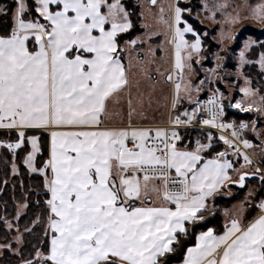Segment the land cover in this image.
Returning <instances> with one entry per match:
<instances>
[{"label":"snow or ice","instance_id":"1","mask_svg":"<svg viewBox=\"0 0 264 264\" xmlns=\"http://www.w3.org/2000/svg\"><path fill=\"white\" fill-rule=\"evenodd\" d=\"M14 2L11 32L0 35V129L16 132L8 149L31 144L24 162L46 176L51 239L48 253L37 257L43 264H166L179 235L187 233L185 223L202 219L206 198L230 179L232 163H201L199 152L209 145L181 150L175 130L102 127L108 103L130 83L119 38L132 23L121 0ZM30 9L38 15L27 19ZM255 11L264 19V5ZM181 12L175 8V68L182 72L181 49L199 52L201 40L196 35L189 44L184 38L193 28L179 27ZM175 87L178 93L181 85ZM128 104L131 118L135 108L131 99ZM184 115L188 120L177 116L173 123L190 122ZM203 123L216 126L215 114ZM30 129L49 131L50 158L43 168L35 166L40 138L28 136ZM246 175L239 177L241 186ZM153 195L173 207L154 206ZM183 264H264V214L246 225L232 219L220 235L201 233Z\"/></svg>","mask_w":264,"mask_h":264},{"label":"rangeland","instance_id":"2","mask_svg":"<svg viewBox=\"0 0 264 264\" xmlns=\"http://www.w3.org/2000/svg\"><path fill=\"white\" fill-rule=\"evenodd\" d=\"M10 1L14 2V0ZM121 3L128 11L131 23L132 18L128 5L133 4L137 7L141 30L131 39L119 42L120 48L124 50L121 55L128 68L130 83L128 88L108 103L102 127L164 128L168 130L167 126L172 124L177 116L181 121L188 120V117L184 115L188 113L192 119L180 125H190V127L180 129L181 139L177 141V145L193 150L197 142L207 143L210 149L220 147L215 154L218 155L227 150L221 137L218 134L191 127L197 122L196 113L200 103L209 96L218 94L223 100L225 113L234 111L241 115L248 114L247 118L242 119L230 115V119L240 124L241 122L247 124V138L250 144L246 147L248 153H244L242 159H239L238 163L229 169L232 172L228 181L237 180L232 182V191L235 190L233 196L235 201L250 198V200L254 199L251 201H258L259 204L261 202L259 200L264 199V51H259L261 48L264 49V19H261L255 10L257 6L264 5V0H156L155 4H152L151 0H121ZM176 7L182 10L179 27L183 29L190 25L193 28V32L185 33L184 38L189 44L195 40L196 35H199L201 40L199 52H194L190 47L181 49L184 65L182 72L175 68ZM0 8L6 12L5 1L0 2ZM15 8L14 2L12 21ZM34 17L36 16L30 12L26 18ZM132 40H136L137 44H130ZM30 46L35 47L34 44ZM241 52H244L243 58L240 56ZM169 75L172 77L171 80L167 79ZM177 83L181 85L178 93L175 87ZM242 89H247V93ZM129 99L132 101V107L135 108L131 118L128 115ZM236 104H240V107L237 108ZM129 119H131V124H129ZM0 133H2L0 134V179L3 184H13L16 188V177L28 176L39 188L42 178L44 188L48 191L45 187V174L32 172L24 162L28 153L32 151L31 144L26 142L19 149H8L6 145L14 143L17 139L16 132L0 129ZM27 135L40 138L41 151L36 155L35 166L43 168L44 162L50 158L49 131L32 130L27 131ZM44 140L48 141V154L40 165ZM245 156L251 160V163L245 161ZM243 172L257 174L255 179H246V184H251L249 187L246 185L241 187L237 184ZM172 174L175 176L174 172ZM35 175L40 177L36 181L33 180ZM49 177H51L50 171L47 173V178ZM20 183L21 188L24 189L23 179ZM260 184L262 185L258 186ZM225 189L228 188H222V191L225 192ZM48 194L50 199V193ZM40 197L42 196L38 194L35 196L37 204H39ZM224 198H221L223 202L214 199L212 209L207 207L208 211L204 214L207 218L190 221L193 224L191 230H195L197 224L207 222L216 224L214 219L217 215L221 217L223 225L222 212L231 206L229 200ZM18 200L13 219L6 216L0 219L3 230L10 233L9 241L5 239L0 242V264H8L6 259L8 251L20 255L19 252L26 241L25 235L34 232L36 228L43 233L39 252L44 253L46 248L48 250L50 248L49 210L47 214L43 215L41 210L35 216L30 217L28 193L22 190ZM251 201L248 202L247 212L255 214L258 211L257 207L260 206L256 203L255 207ZM47 242H49V247ZM26 261L43 264L37 255L34 259L21 260L18 264H25Z\"/></svg>","mask_w":264,"mask_h":264},{"label":"trees","instance_id":"3","mask_svg":"<svg viewBox=\"0 0 264 264\" xmlns=\"http://www.w3.org/2000/svg\"><path fill=\"white\" fill-rule=\"evenodd\" d=\"M6 3V12L4 14L1 15L0 17V34L1 35H7L11 32V29L13 27V21L11 18V14H12V10L14 7V2L10 1V0H0V2H4ZM31 2V0H30ZM128 10L130 11L131 14V18H132V28L126 32L120 35L119 38V42H123L125 39H131L132 37H134L138 31L141 30L138 20H139V14H138V10L137 7L132 4L128 5ZM30 12L33 13V16H37L38 14H36L34 11H32L30 9ZM258 50V49H257ZM259 51H264L263 48H261V50ZM230 115H234L239 119L242 118H247V115H241V114H237L236 112H229L226 113L227 118L230 119ZM2 134V133H0ZM48 141L44 140L42 142L43 146V152L42 155L40 157V165L42 164L41 161H43V158L47 157L48 154ZM220 147H214L211 148L210 151L208 153H206L207 155H212L213 153H217V151L219 150ZM1 171V170H0ZM9 172V171H8ZM9 176V174H8ZM40 177H38V175L34 176V179L36 181V179H38ZM23 179L25 184L24 189L21 188L20 186V181ZM16 183L17 187L14 188L13 184H3L2 179H0V219L3 216H6L9 219H13L14 217V209L16 208L15 206H17V200L20 198V195L22 193V190L26 191L28 193V211L30 210V217H33L36 215V213L38 211L43 212L44 214H47L48 212V207L46 204V201L49 199V192L47 190H45L44 188V181L41 178V184H39V188L36 184L32 183L31 179L28 176H20V177H16ZM41 195L42 197H40L39 200V204H37L36 202V195ZM221 198H224L221 196ZM220 197H218L217 199L222 200ZM225 199V198H224ZM256 199V198H255ZM225 200H229V202L232 204L236 199L232 198V199H225ZM254 200V199H252ZM19 201V200H18ZM216 201V200H215ZM224 200H222L223 202ZM256 201V200H255ZM229 206V205H227ZM40 207V209L38 208ZM216 220V224H214L213 222H207L204 224H197V226L195 227V230H191V226L193 225L191 222L188 223L187 225V233L186 234H180L179 235V243H177L175 245L176 251L174 253L169 254L168 256L165 257V261L166 264H176L179 263L183 260L186 248L188 246H190L191 244H193L195 242L196 239V233L205 230L206 228L209 227H214L216 230L220 231L223 228L222 225V219L221 217H219L218 215L215 217L214 221ZM3 224L0 222V242H2L3 240H10V233H7L5 230H3ZM26 236V241L24 243L23 248H21V252L20 255L17 254H12V252L8 251L6 252V259H7V263L8 264H18L21 260H31L34 259L35 256L37 255V252H39L41 250V242H42V236L43 233L40 229L36 228L34 232H29L28 234L25 235ZM47 246L49 247V242H47ZM48 248H46L45 251H43L44 253H48Z\"/></svg>","mask_w":264,"mask_h":264},{"label":"built area","instance_id":"4","mask_svg":"<svg viewBox=\"0 0 264 264\" xmlns=\"http://www.w3.org/2000/svg\"><path fill=\"white\" fill-rule=\"evenodd\" d=\"M213 99L215 100V103H209V101ZM214 114L216 126L203 123L204 120L213 119ZM196 115L197 122L191 125V127L206 130L211 132L212 134H218L220 137H224L231 142V144H228L225 143L224 139H222V143L227 148V150L224 151V153H226V156L224 158L230 161L232 163V166L234 167L235 164L238 163L237 161L239 159H242L244 153H248V150L243 143V141L245 140L248 141L247 127H241V124L246 123L241 122L240 124L237 121L228 119L226 117L223 100L218 94L209 96L208 98L204 99L203 102L200 103ZM221 125H231V127H221ZM188 127H190V125H180L175 123L169 124V126H167L169 131L175 130L178 133L180 129ZM234 132L236 133V135H233Z\"/></svg>","mask_w":264,"mask_h":264},{"label":"crops","instance_id":"5","mask_svg":"<svg viewBox=\"0 0 264 264\" xmlns=\"http://www.w3.org/2000/svg\"><path fill=\"white\" fill-rule=\"evenodd\" d=\"M32 130H44V129H30V130H27V131H32ZM199 145H207V143H202L201 142V143H199ZM177 146L181 150L195 151L197 149V147H198V144L195 146V149H193V150L192 149H187L183 145H177ZM209 149H210V146L207 147V148H203V149L200 150L199 155L203 158V160L201 161V163L206 162L207 160H212V159H222V160L224 159V157H218L217 155H215L216 153H214L213 155H207L206 152H208ZM231 172L232 171L228 170V176L229 177L231 176ZM50 178L51 177H49V179ZM251 179H255V177L254 178H251ZM228 180H225L222 184H220L217 187V189L212 193V195H210V196H208L206 198V201H205L206 206H205L204 209L201 210V213L198 214V217L202 215L203 219L204 218H207L204 214L208 211V208L207 207H210L211 208V206L214 205V199L216 200L218 197H221V196L222 197H226L228 199L234 198L233 194L235 193V190L233 192L231 186L237 180H234V181L232 180L231 182H229ZM230 183H232V184H230ZM247 183H248V181H247ZM227 184H230V186H227ZM249 185H251V184H249ZM249 185L246 184L247 187H249ZM261 185L262 184H260L258 186H261ZM225 187H227L228 189L227 190L225 189V192H224V191H222V188H225ZM255 191H256V189H255ZM255 191H254V193H255ZM152 199L154 201V206L163 205V206H166V207H173V205H170V204L165 203L163 200L158 199L155 195H153ZM251 200H250V198H248V199H241V200L234 201L229 208L225 209L222 212V217H223V221H224L223 228L220 231H218V230H216L214 228H208V229H212L213 232H214V234L220 235V234H223V232L225 231L226 227L230 226L232 219H238V220H240V222L242 223V225H246V224L250 223L251 221H253L255 218H257L259 215L264 214V210H262L260 207H257V210L258 211L255 214L254 213L247 212L248 211V202L251 201ZM259 201L264 202V199H262V200L260 199ZM251 202H253L255 204V207H256V203L258 204V201L257 202L256 201H251ZM261 202L258 204L259 206H260ZM197 219H200V218H197ZM189 222L190 221H187L185 223V227L186 228H187V225H188ZM208 229L202 230L199 233H197L195 242L193 244H191L190 246H188V247L194 246L196 244V242H197V238L199 237V235L201 233H203V232H206ZM187 248H186V250H187ZM185 255H186V251H185L184 256ZM183 259H184V257H183ZM176 264H183V260L181 262H179V263H176Z\"/></svg>","mask_w":264,"mask_h":264},{"label":"water","instance_id":"6","mask_svg":"<svg viewBox=\"0 0 264 264\" xmlns=\"http://www.w3.org/2000/svg\"><path fill=\"white\" fill-rule=\"evenodd\" d=\"M152 4H153V3H152ZM245 173H246L247 175H246L245 180H244V182H243V186H241V184L238 182V185L241 186V187H244V186L246 185V179H247V178H254V177L257 176L256 173L243 172V174H245Z\"/></svg>","mask_w":264,"mask_h":264}]
</instances>
